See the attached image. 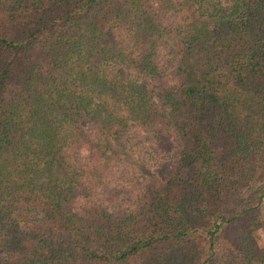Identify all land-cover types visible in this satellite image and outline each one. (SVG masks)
<instances>
[{
    "label": "trees",
    "instance_id": "16d2710c",
    "mask_svg": "<svg viewBox=\"0 0 264 264\" xmlns=\"http://www.w3.org/2000/svg\"><path fill=\"white\" fill-rule=\"evenodd\" d=\"M261 206L264 0H0V264H264Z\"/></svg>",
    "mask_w": 264,
    "mask_h": 264
},
{
    "label": "rangeland",
    "instance_id": "374dc122",
    "mask_svg": "<svg viewBox=\"0 0 264 264\" xmlns=\"http://www.w3.org/2000/svg\"><path fill=\"white\" fill-rule=\"evenodd\" d=\"M169 167H170V163L168 161H164L162 165L157 169V172L161 177H165L168 173ZM261 217L264 221V206H261ZM256 238L258 242L264 246V226L262 229H259L256 232Z\"/></svg>",
    "mask_w": 264,
    "mask_h": 264
}]
</instances>
